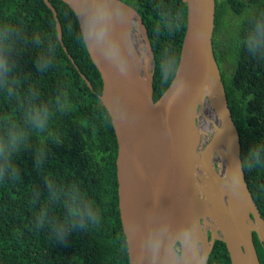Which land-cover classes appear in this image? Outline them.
<instances>
[{"label":"trees","instance_id":"16d2710c","mask_svg":"<svg viewBox=\"0 0 264 264\" xmlns=\"http://www.w3.org/2000/svg\"><path fill=\"white\" fill-rule=\"evenodd\" d=\"M121 1L138 11L148 30L157 101L175 76L164 79L167 64L180 61L186 3ZM215 1L214 56L239 134L245 180L264 221V59L251 57L244 46L253 19L264 12V0ZM50 2L68 53L44 0H0V34L5 25L10 29V50L4 52L9 71L0 79V137L10 128L23 134L0 179V264H130L119 211L118 143L99 98L101 76L80 38L75 13L60 0ZM173 14L181 16L179 27L170 23ZM42 62L49 65L43 71L37 67ZM227 63L232 68L223 67ZM62 92L69 99L63 112L55 103ZM34 104H46L51 113L42 129L25 121ZM253 241L264 264V247L255 232ZM213 249L207 264H232L223 241L216 240Z\"/></svg>","mask_w":264,"mask_h":264},{"label":"water","instance_id":"95a60500","mask_svg":"<svg viewBox=\"0 0 264 264\" xmlns=\"http://www.w3.org/2000/svg\"><path fill=\"white\" fill-rule=\"evenodd\" d=\"M60 1L72 10L70 0ZM184 1L187 26L179 61V78L174 76L169 88L157 101H154L153 88L156 59L148 30L136 9L118 0L128 15L123 24L117 26V31L131 32L136 50L134 56L128 57L127 76H122L108 63H97L87 48L101 76L103 89L99 98L111 117L118 143L116 166L119 211L129 263L153 264L148 251L141 247L142 238L149 227L154 231L171 229L178 232L182 225L196 223L208 249L206 264L216 240L226 244L232 264H239L238 251L245 254L249 252L254 264H261L253 241V231L264 247V221L245 180L240 138L214 56L216 1L202 0L200 14L193 7L195 0ZM44 2L54 14L58 39L68 53L58 12L50 0ZM201 19L206 22L202 43L194 39V33L201 28ZM80 74L93 89L89 79L82 72ZM203 81L212 84L223 120L219 128L214 126L213 131H207L212 134V139H209L203 128L206 120L202 121L201 118L203 114L207 119L206 109L209 105L207 95L198 91ZM177 91L179 94H176ZM195 94L201 96L198 101L194 99ZM105 99L107 104L104 103ZM117 111L123 117L120 120L114 119ZM213 111H217L215 106ZM222 132L233 141V164L238 162L241 165L245 186L243 195L250 202L252 220L259 228L243 236L244 241L239 240L236 229H232L227 222L226 228H211L213 231L209 238L200 213L206 190L219 177L221 156L212 142ZM240 199L235 198L234 210L239 206ZM130 232L134 234L130 235Z\"/></svg>","mask_w":264,"mask_h":264},{"label":"clouds","instance_id":"9594fccd","mask_svg":"<svg viewBox=\"0 0 264 264\" xmlns=\"http://www.w3.org/2000/svg\"><path fill=\"white\" fill-rule=\"evenodd\" d=\"M202 0H195L193 7L197 14L202 10ZM70 6L79 19L80 38L93 54L97 63L105 62L114 66L122 76H127L129 70V56L135 55V47L132 43V33L123 30L117 31V26L127 19V11L118 3V0H70ZM191 11V9H190ZM170 23L174 27L181 25V16L173 14ZM206 22L201 19V28L194 33L197 42L203 40ZM127 27V26H125ZM10 32L8 26H4L0 34V79H6L8 75L7 60L4 52L10 50L6 44V34ZM247 53L253 58L264 59V12L253 19L252 28L244 41ZM49 65L42 62L37 65L43 71ZM180 65L173 58L165 68L164 79H169L170 74L179 78ZM176 94H179L177 91ZM60 111H66L69 105L67 92H62L55 101ZM104 103L108 101L105 99ZM50 111L46 104L32 105L25 114L26 123L42 129L50 118ZM119 111L114 119H122ZM23 140V134L18 129H9L4 137H0V179H3L10 167V154ZM246 167L251 170L252 165ZM231 182L226 184V190L235 198H243L245 186L243 184V172L237 162L230 166ZM90 218L95 214L89 209ZM134 234V232L129 233ZM141 247L146 249L153 264H206L208 249L202 238L197 224L182 225L180 231L164 229L154 231L151 227L145 232Z\"/></svg>","mask_w":264,"mask_h":264},{"label":"bare ground","instance_id":"6f19581e","mask_svg":"<svg viewBox=\"0 0 264 264\" xmlns=\"http://www.w3.org/2000/svg\"><path fill=\"white\" fill-rule=\"evenodd\" d=\"M198 91H203L207 95L206 100L209 101L208 108L206 109L207 120L203 124V128L207 131H213L214 126L219 128V125L223 123L220 111L218 110L216 93L212 84H207L205 81L202 82ZM200 97V95H194L196 101ZM214 106L217 108L216 112L213 111ZM219 135V138H216L212 142V146L216 147L220 152L221 169L219 177L212 182L205 192L200 213L204 220L206 219L207 227L226 228L225 222H227L232 229H236L239 240L244 241L243 236L245 237L249 231L259 228L251 220L250 215L252 209L245 195L240 199L239 206L234 210L235 197L226 190L225 185L231 182L229 168L233 165L235 147L233 141L225 133L222 132ZM237 256L239 264H254L249 252L245 254L238 251Z\"/></svg>","mask_w":264,"mask_h":264},{"label":"rangeland","instance_id":"374dc122","mask_svg":"<svg viewBox=\"0 0 264 264\" xmlns=\"http://www.w3.org/2000/svg\"><path fill=\"white\" fill-rule=\"evenodd\" d=\"M223 67H226V68H232V66H231L229 63L224 64ZM219 68H220V67H219ZM207 108H208V107H207ZM201 118H202V121L207 120V119L204 117L203 114H202ZM205 132L208 134L209 139H212V134H211V133H208L207 130H206ZM215 155H216V154H215ZM250 217H251V215H250ZM251 220H252V217H251ZM203 221H205V222H204V227L206 228L207 232L211 233V230L213 231V229L207 227L206 219H205V220L203 219ZM252 221H253V220H252ZM253 222H254V221H253ZM254 224H256V223L254 222ZM256 225H257V224H256ZM253 232H255V231H253ZM213 250H214V249H213ZM244 251H245V250H244ZM247 259H248V258H247Z\"/></svg>","mask_w":264,"mask_h":264}]
</instances>
